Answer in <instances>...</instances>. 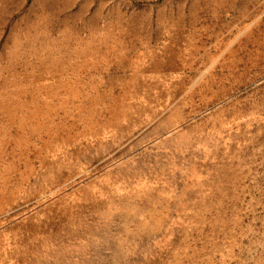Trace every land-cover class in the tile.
I'll return each mask as SVG.
<instances>
[{"label": "rangeland", "instance_id": "rangeland-1", "mask_svg": "<svg viewBox=\"0 0 264 264\" xmlns=\"http://www.w3.org/2000/svg\"><path fill=\"white\" fill-rule=\"evenodd\" d=\"M209 1L0 0V264H264V0Z\"/></svg>", "mask_w": 264, "mask_h": 264}, {"label": "bare ground", "instance_id": "bare-ground-1", "mask_svg": "<svg viewBox=\"0 0 264 264\" xmlns=\"http://www.w3.org/2000/svg\"><path fill=\"white\" fill-rule=\"evenodd\" d=\"M259 0H210L207 5V7H213V11L214 12H219L224 8H227L228 10H235L238 9L240 11V14L243 17H247L249 15L248 12V7L249 5L258 2ZM261 3V2H260ZM259 5V4H258ZM250 18V17H249ZM242 19V18H241ZM244 19V18H243ZM245 21V20H244ZM252 30V29H251ZM254 33V32H253ZM247 34V33H246ZM251 35V34H250ZM245 41L241 42V46L245 49L249 47V42H250V38L249 35L244 37ZM256 39V38H255ZM254 41V39H253ZM261 41H259L258 39L254 41V45H256L258 51L257 54L255 55V59H254V64H258L259 61H261L264 58V43H260ZM241 47V48H242ZM252 54V53H251ZM240 55V54H239ZM238 55V51H236V49H232L230 52V56L233 57L232 62L230 64V67L234 68L237 67L238 65H240V63L243 61V59L241 60L239 58ZM245 61V60H244ZM209 79V78H208ZM224 84V83H223ZM213 85L208 82L207 87L205 85H203L201 87L202 90H205L207 88L212 87ZM174 92V91H173ZM172 92L170 93V96L172 97ZM192 95V94H191ZM191 96H187V98H190ZM50 226V225H49ZM42 230L38 229V233H41ZM25 260V259H24ZM23 261V260H22Z\"/></svg>", "mask_w": 264, "mask_h": 264}]
</instances>
